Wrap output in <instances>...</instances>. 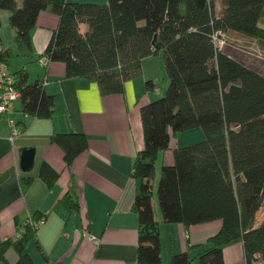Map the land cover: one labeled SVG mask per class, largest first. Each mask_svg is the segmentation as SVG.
Here are the masks:
<instances>
[{
    "label": "trees",
    "instance_id": "1",
    "mask_svg": "<svg viewBox=\"0 0 264 264\" xmlns=\"http://www.w3.org/2000/svg\"><path fill=\"white\" fill-rule=\"evenodd\" d=\"M0 0L1 14L10 13L12 47H0V66L17 56L35 55L32 31L40 12L50 10L60 23L42 54L66 65L68 78L85 77L101 94L122 93L125 82L142 74L143 60L158 56L169 82L164 93L141 106L144 146L136 153L132 176L135 196L131 210L139 218L137 264H163L161 222L153 203L158 155L171 148L181 133L202 128L205 138L175 147L173 164H164L158 186L163 221L189 227L221 220L220 231L198 256V264H225L223 249L237 239L244 244L246 264L264 261V74L223 51L214 40L236 31L264 41V0ZM87 24L85 33L81 25ZM20 92L24 115L50 118L55 96L23 67L9 72ZM154 90L153 81L146 83ZM19 132L24 123L16 122ZM51 142L64 151L71 166L88 147L81 132H56ZM40 177L53 185L59 171L44 162ZM33 178L20 179L26 192ZM71 197L78 211L79 198ZM36 213L19 227L16 237L0 243V263L14 248L15 264H34L26 253L36 237ZM37 247L44 254L39 242ZM191 247V246H190ZM172 255V264H192L191 248Z\"/></svg>",
    "mask_w": 264,
    "mask_h": 264
},
{
    "label": "crops",
    "instance_id": "2",
    "mask_svg": "<svg viewBox=\"0 0 264 264\" xmlns=\"http://www.w3.org/2000/svg\"><path fill=\"white\" fill-rule=\"evenodd\" d=\"M9 16L8 11L1 14L0 47L16 50ZM59 23L58 14L50 10L40 12L32 31L34 57L17 56L7 67L0 66V76L1 69L14 72L27 68L31 80L42 81L56 102L50 118L24 115L20 98L12 111L1 115L0 243L16 237L19 227L41 213L44 223L37 228L36 237L25 250L34 264H137L139 218L131 207L135 196L133 162L144 146L141 106L160 97L169 79L158 56L145 58L142 74L127 80L124 91L118 94H101L97 82L85 77L68 78L63 62L42 57ZM87 29V24L81 25L83 33ZM150 80L156 85L154 90L147 88ZM11 120L25 126L14 137ZM56 132H81L87 137V149L71 166L65 162L63 149L51 142ZM204 138L199 128L185 131L173 140L170 149L158 155L153 191L160 179L161 167L175 161L173 149ZM25 148L35 149L34 166L29 171L21 166ZM44 162L60 173L53 185L40 177ZM3 175H6L4 179ZM23 177L33 178L26 192L20 184ZM69 194L79 198L78 211L72 209ZM153 203L156 218L161 222L163 264H172V255L190 246L192 264H198L199 254L211 245L208 241L220 231L222 221H209L186 229L182 224L163 221L157 193H154ZM36 242L41 244L44 254ZM223 254L225 264H245L243 240L226 244ZM18 259V252L9 248L6 260L0 264H15Z\"/></svg>",
    "mask_w": 264,
    "mask_h": 264
},
{
    "label": "rangeland",
    "instance_id": "3",
    "mask_svg": "<svg viewBox=\"0 0 264 264\" xmlns=\"http://www.w3.org/2000/svg\"><path fill=\"white\" fill-rule=\"evenodd\" d=\"M224 9V1L217 0L215 4L216 14H222ZM221 37H217L216 40L219 48L240 60L246 66L264 74V41L232 30L223 33ZM199 129L205 137L204 130ZM159 180H157L156 189H154L155 194H158ZM256 264H264V261Z\"/></svg>",
    "mask_w": 264,
    "mask_h": 264
},
{
    "label": "built area",
    "instance_id": "4",
    "mask_svg": "<svg viewBox=\"0 0 264 264\" xmlns=\"http://www.w3.org/2000/svg\"><path fill=\"white\" fill-rule=\"evenodd\" d=\"M214 40L216 42L217 37L214 36ZM217 43V42H216ZM14 77L5 70L1 69V76H0V120L1 115L12 111L14 109L15 101L20 98V92L14 88ZM10 125L12 128V134L16 136L19 134V129L16 126V123L11 120ZM44 223V219H40L39 221L35 222V226L38 228L40 225Z\"/></svg>",
    "mask_w": 264,
    "mask_h": 264
},
{
    "label": "water",
    "instance_id": "5",
    "mask_svg": "<svg viewBox=\"0 0 264 264\" xmlns=\"http://www.w3.org/2000/svg\"><path fill=\"white\" fill-rule=\"evenodd\" d=\"M35 162V149L34 148H25L23 149L21 155V166L24 171H29L33 168ZM6 175H3L2 179Z\"/></svg>",
    "mask_w": 264,
    "mask_h": 264
}]
</instances>
